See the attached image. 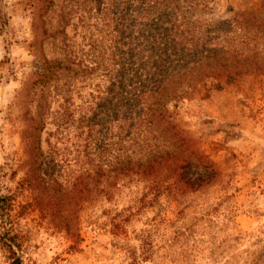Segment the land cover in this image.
<instances>
[{
    "label": "rangeland",
    "instance_id": "1",
    "mask_svg": "<svg viewBox=\"0 0 264 264\" xmlns=\"http://www.w3.org/2000/svg\"><path fill=\"white\" fill-rule=\"evenodd\" d=\"M29 3L0 0L5 21L0 31V196L12 197L7 226L21 264H264V75L218 90L197 81L173 108V122L215 164L218 180L183 197L179 205L162 197L144 199L142 183L119 187L109 200L85 196L75 204V122L61 123L65 118L54 81L46 86L39 112L31 95L35 89L26 86L41 56L91 58L92 20L78 19L87 13L73 7L64 34H55L57 4L41 17L34 41ZM209 6L213 22L240 13L264 16V0H214ZM73 83L79 87L87 81ZM87 91L71 92L70 109ZM29 118H42L40 169L46 167L45 173L67 189L55 219L34 207L35 192L24 183ZM113 222L117 231L110 229ZM0 264H9L1 246Z\"/></svg>",
    "mask_w": 264,
    "mask_h": 264
},
{
    "label": "trees",
    "instance_id": "2",
    "mask_svg": "<svg viewBox=\"0 0 264 264\" xmlns=\"http://www.w3.org/2000/svg\"><path fill=\"white\" fill-rule=\"evenodd\" d=\"M213 1L30 0L34 41L41 17L57 4L55 34H64L73 7L87 13L78 19L92 20L91 58L41 56L40 67L26 86L35 89L31 95L39 112L46 86L54 81L53 89L62 100L61 123L75 122L72 161L79 171L71 191L78 194L75 204L85 196L109 200L119 187L142 183L144 199L162 197L179 205L183 197L220 178L215 164L173 122V108L197 81L218 90L247 76L264 75V58L259 56V52L264 56V16L240 13L213 22L209 18ZM4 28L0 16V31ZM77 78L87 84L76 87ZM84 87L89 91L77 95L79 105L70 109L71 92ZM41 121L29 118L24 134L28 165L24 183L35 192L34 207L55 219L67 189L45 173L46 167L40 169ZM11 206L12 197L1 195L0 246L9 264H21L7 226ZM110 227L119 229L116 222Z\"/></svg>",
    "mask_w": 264,
    "mask_h": 264
}]
</instances>
